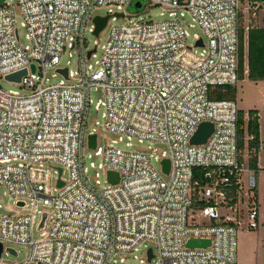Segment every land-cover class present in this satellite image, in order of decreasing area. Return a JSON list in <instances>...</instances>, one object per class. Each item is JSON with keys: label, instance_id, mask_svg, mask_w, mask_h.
Wrapping results in <instances>:
<instances>
[{"label": "built area", "instance_id": "2783aa9c", "mask_svg": "<svg viewBox=\"0 0 264 264\" xmlns=\"http://www.w3.org/2000/svg\"><path fill=\"white\" fill-rule=\"evenodd\" d=\"M146 1L160 6L164 18L127 15L135 0L0 3V82L28 70L20 82L6 79L21 90L0 83V186L17 207L29 208L0 214V264H238V231L259 228L264 144L254 170L248 146L254 136L239 144L237 98L214 97L217 87L240 80L243 0ZM100 7L108 12L96 14ZM117 13L134 18L111 26L98 57V43L89 48L86 33L96 35L97 15H109V23L121 18ZM66 50L77 55L74 69L70 61L61 64ZM60 68H68V78ZM92 92L100 94L97 101ZM93 106L116 136L106 146L88 124ZM203 122L213 132L193 143ZM132 140L165 148L119 146L131 147ZM111 170L119 182L109 179ZM192 238L210 244L189 246ZM17 246L28 249L23 259L3 257H19Z\"/></svg>", "mask_w": 264, "mask_h": 264}, {"label": "rangeland", "instance_id": "374dc122", "mask_svg": "<svg viewBox=\"0 0 264 264\" xmlns=\"http://www.w3.org/2000/svg\"><path fill=\"white\" fill-rule=\"evenodd\" d=\"M141 1L143 4V7L141 9L135 7V2ZM134 3L126 7L127 15H133L137 12L140 13V16H142L145 19H151V20H161L164 17L161 15L162 8L160 6H154L149 4L146 0H135ZM251 5V2L249 0H243L242 4V14H243V23L244 25H251L252 22V13L249 11V7ZM262 7H264L262 5ZM258 11V10H257ZM256 11V12H257ZM108 12V7H100L96 10V14H106ZM251 16V17H250ZM134 17H121L119 19H111L108 23V25L103 29V31L98 34L94 35L90 32L86 33L87 37V45L89 48H93L96 43H98V57L101 55L102 52V45L107 41L109 31L112 25L114 24H122L128 22L130 19H133ZM186 20L188 22H191V17L189 15L186 16ZM199 31V29H196ZM22 42L25 44L27 43L25 39V30L21 29L20 31ZM96 41V42H95ZM192 43L193 40H190ZM69 50H66L61 55V64L67 65L68 61L71 63V68H75L77 55L74 51L72 57H70ZM96 58L92 59V62H94ZM61 80V76L57 77H50L51 83H57ZM1 85L6 90H21L22 87L18 85L17 83H11L8 82L5 78L1 79ZM236 90V98L239 104V107L244 110L245 112L250 109H258L261 113V128L263 132V140H264V81H253L250 80L247 76H244L243 79H240L237 86H235ZM93 98L95 101L98 100L100 97V94L96 92H92ZM102 111H96L94 106L92 107L89 117H88V124L91 128L95 127L96 130L99 133V145L100 146H106L111 143V140L114 139L116 136L108 131H106L102 127L103 117H102ZM98 122V123H97ZM119 146L128 148V149H146L150 150V152L160 153L165 146L157 143H153L150 141L145 142H139L138 140H132V146L127 147L125 143L119 144ZM264 146V145H263ZM93 153V151H86V154ZM259 157H260V178L263 180L264 178V147H262L259 150ZM94 160L99 161V156L94 155ZM156 167H158V164H156ZM103 185H106L104 183V176L102 173L101 176ZM55 187V186H54ZM53 187V188H54ZM261 197H264V190L261 191ZM15 198H13L7 191L6 188L0 186V214H15L20 212H25L29 208L21 209L16 206L15 204ZM261 206V220L259 228L257 229H246L241 228L238 231V264H264V202ZM43 208V207H42ZM44 210L48 211L46 207H44ZM51 224L48 223L47 230L50 228ZM36 238L40 237V233L36 232L35 234ZM17 248L20 250L19 257H13L7 254H3L4 258H16V259H23L27 254V247L25 246H17ZM133 257V255H131ZM151 264H156V262H153Z\"/></svg>", "mask_w": 264, "mask_h": 264}, {"label": "trees", "instance_id": "16d2710c", "mask_svg": "<svg viewBox=\"0 0 264 264\" xmlns=\"http://www.w3.org/2000/svg\"><path fill=\"white\" fill-rule=\"evenodd\" d=\"M252 3V15L256 11L253 5L257 1L264 0H249ZM251 17V16H250ZM240 26V79L245 76V55L248 63V78L253 81H264V27L256 26L254 23L249 25L248 31L245 30L243 23V14H241ZM245 41H247V50ZM236 88L233 86H221L214 89V97L216 98H233L236 97ZM245 111H240V127L239 130V144L244 148L247 135H253L254 138L248 141L250 152V165L252 169L258 170V156L257 151L260 148V124H259V110H248V118L244 119Z\"/></svg>", "mask_w": 264, "mask_h": 264}, {"label": "water", "instance_id": "95a60500", "mask_svg": "<svg viewBox=\"0 0 264 264\" xmlns=\"http://www.w3.org/2000/svg\"><path fill=\"white\" fill-rule=\"evenodd\" d=\"M2 1L3 0H0V3ZM135 6L136 7H140L141 4L139 2H135ZM123 15H124V13H117L118 17H121ZM108 20H109V15L108 16L97 15L94 18V21L96 23V29H95V34L96 35H98L106 27V25L108 23ZM198 44L202 45V40H200L198 42ZM91 54H92V51L89 52V56ZM32 69H33V71L35 70V65L34 64L32 65ZM58 70H59V72L63 73L66 78H68V68H60ZM27 73H28V70L26 68H24L22 70L13 72L11 74H8L6 76V79L10 80V81L20 82L22 80V77L25 76ZM213 128H214V126H213V124L211 122H203V123H201V125L199 126V129L197 130L196 134L192 138V142L193 143H198V144L206 142L208 137L213 132ZM96 145H97V134H95V133L94 134H90L89 135V146L91 148H95ZM162 164H163L164 172L165 173H169L170 172V166H171L170 160L169 159H165V160H163ZM108 177L114 183L119 182V173L116 172V171H112V170L109 171L108 172ZM62 184H63V182L60 181V185H62ZM19 204L23 205L24 203L23 202H19ZM46 217H47V212H45L43 214V218H42V222H41L40 228H42L45 225ZM209 244H210V240L209 239L192 238L188 242L189 246H207ZM2 249H3V245L0 243V255L2 254ZM10 250L15 253L14 249H10ZM152 257H153V252H152V249L150 248L149 249V260H151Z\"/></svg>", "mask_w": 264, "mask_h": 264}, {"label": "crops", "instance_id": "0c3cea01", "mask_svg": "<svg viewBox=\"0 0 264 264\" xmlns=\"http://www.w3.org/2000/svg\"><path fill=\"white\" fill-rule=\"evenodd\" d=\"M252 22L259 27H264V7H261L257 12L256 15H253L252 17ZM246 42V41H245ZM246 45V50H247V44ZM245 63H247V56L245 55ZM248 66V63H247ZM245 73V72H244ZM245 76L248 77V72L245 73ZM259 124H260V140L261 142L264 144V140H263V132H262V128H261V113L259 111ZM259 163H260V158H259ZM260 165V164H259Z\"/></svg>", "mask_w": 264, "mask_h": 264}]
</instances>
